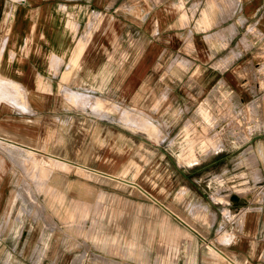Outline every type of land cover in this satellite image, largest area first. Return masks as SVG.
Segmentation results:
<instances>
[{"label":"rangeland","instance_id":"1","mask_svg":"<svg viewBox=\"0 0 264 264\" xmlns=\"http://www.w3.org/2000/svg\"><path fill=\"white\" fill-rule=\"evenodd\" d=\"M207 1L210 21L204 23L200 16ZM229 1L115 0L108 15L90 14L79 40L84 48L93 43L92 30L108 27L112 34L141 28L151 35L162 30L161 85L147 81L137 86L134 101L85 85L54 89L65 104H56L60 114L50 120L55 133L38 137L44 148L33 150L35 157L54 156L85 172L70 165L65 170L45 167L41 175L26 152L0 140V264H200L206 256L216 257L210 244L225 252L219 242L223 232L232 236V244L240 240L259 253L264 250V85L255 81L257 71L239 74L232 69L235 64L222 72V80L210 79L209 86L201 80L207 71L218 75L223 58L216 60L226 53L232 26L217 18ZM158 9L178 14L177 22L141 26L144 16L147 21ZM127 17L140 24L130 25ZM7 25L0 33V64ZM176 29L177 53L169 46ZM134 39L110 41L113 52L127 51L130 42L134 57L141 38ZM191 61L194 66L186 74ZM192 72L193 78L188 76ZM0 83L7 86V81ZM18 90L16 84L14 98L1 101L20 107ZM241 90L251 92L246 101ZM96 99L107 103L104 109L92 106ZM123 111L132 119L144 118L137 121L146 133L126 128ZM245 209H252L253 233L256 215L251 212L258 213V230L251 237L237 226Z\"/></svg>","mask_w":264,"mask_h":264},{"label":"crops","instance_id":"2","mask_svg":"<svg viewBox=\"0 0 264 264\" xmlns=\"http://www.w3.org/2000/svg\"><path fill=\"white\" fill-rule=\"evenodd\" d=\"M208 2L200 16L204 23L210 21L207 15V6L210 4ZM114 6L115 0H0V33L4 31L5 24H8L5 29L6 52L3 53V60L0 64V82L7 81V86L0 83L2 85L0 87V140L26 152L33 161L34 167L37 165L41 167V175L46 173L45 167L65 170L73 165L76 170L86 171L82 166L74 165L54 156H47L45 159L35 157L33 150L44 148L43 145L40 147L38 144V137L51 134L56 129L54 123H51L53 129L50 131V120L52 119L51 121L54 122V118L60 114L59 106L56 104H65L64 98L55 92V88L61 86L80 88L81 85H85L102 94L104 92L112 94L111 90H114L121 96H125L126 100L134 101L137 94L133 92V89L137 86L144 85L147 81H155L157 85H161L162 60L160 57L164 50L162 30L154 31L153 35L150 33L151 30L144 32L141 28L120 33L114 30L112 31L113 36L109 28L105 27L96 32L94 30L90 32L93 43L86 45L85 48L79 41L83 37V33L86 32L85 26L90 21V14L103 13L106 15L108 11L113 10ZM149 16L147 21L144 16V20L140 21L141 26L143 23L145 27L161 28L163 25L176 23L178 19V14L174 16L166 9H158ZM217 19L219 22H229V25L232 26L229 30L231 36L229 39H225L226 53L216 60L220 61L223 58L222 62L220 61L219 64L217 62L219 65L218 75L215 72L210 74L207 71L201 74L202 82H206L209 86L210 79L213 80V83L216 80L219 81V78L222 80V72L235 64L232 69L238 70L239 74L242 71H257L255 81L259 80L260 86L264 85V0H230L229 3L225 2L223 11H219ZM125 20L130 25L139 23V21L128 17ZM126 37L127 39L135 38L134 42L140 38L143 39V42L139 41L138 51L132 58L129 51L130 42L126 43L127 51L113 52L111 47L110 41L116 38L126 39ZM144 39H147V42ZM177 45L176 29L169 35V46L174 48L175 53L178 51ZM22 48H25L26 53L22 52ZM169 54H172L171 51ZM190 58L192 60V57ZM122 62L126 65L120 66ZM212 64L216 65V63ZM192 66L194 63L191 61L190 66L185 69L186 74ZM208 68L215 69L209 66ZM188 76L192 77L193 72ZM171 82L175 88L179 84L177 78L171 79ZM16 84L19 87L17 95L19 96L21 93L23 97L20 107L12 104L13 100L11 103L1 101L6 97L14 98L15 91L13 89ZM38 87L44 88L45 91L38 90ZM250 93V91L241 90L239 96L243 101H246ZM84 97L85 95H81L79 98L84 101L83 104L87 103ZM254 103L246 106H254ZM105 104L107 103L97 99L92 102V106L98 110L104 109ZM112 108L115 109V107ZM107 111H111V108ZM121 119L126 128L141 133L145 132L139 125L140 121H137L144 118L132 119L130 113L123 111ZM216 150L217 148L212 151ZM178 162L181 163V160L178 159ZM184 162V165H193ZM124 182L141 191L137 184ZM260 198L261 196L257 195L256 200L258 201ZM160 206L163 207L161 204ZM251 210L241 211L237 222L243 235H249V237L258 230L257 212H251L256 215L253 222L254 233L250 227L249 211ZM169 214L173 215L172 212ZM69 219H72V216H69ZM93 239L96 240V238ZM204 242L206 240L199 242L201 244L194 245L202 246ZM219 242L224 244L225 252L221 247L208 243L210 244L209 252L216 257L206 256L200 264H264V250L259 253V250L255 251L253 245L244 244L245 242L242 243L240 240H236L232 244V236L226 232L220 235ZM169 243L171 244V242ZM190 261L196 263L195 256H192ZM80 262L81 260H78L76 264H80ZM91 263L95 262L90 260L88 264Z\"/></svg>","mask_w":264,"mask_h":264}]
</instances>
